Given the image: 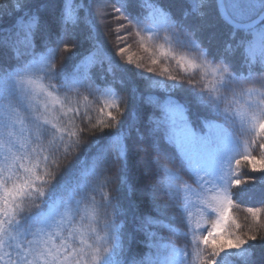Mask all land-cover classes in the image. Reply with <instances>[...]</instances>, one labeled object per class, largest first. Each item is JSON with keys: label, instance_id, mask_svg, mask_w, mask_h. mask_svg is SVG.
Instances as JSON below:
<instances>
[{"label": "trees", "instance_id": "trees-1", "mask_svg": "<svg viewBox=\"0 0 264 264\" xmlns=\"http://www.w3.org/2000/svg\"><path fill=\"white\" fill-rule=\"evenodd\" d=\"M197 3L4 0L0 4V141L8 139L4 122L18 110L19 120L30 131L21 132L19 122L13 130L29 138L31 148L43 147V154L50 157L51 173L41 210L25 198L17 211L18 221L0 248V264H17L15 244L34 239L30 233L53 205L61 221L55 229L56 243L63 237L78 249L83 237L88 244L108 246L100 264H150L147 258L161 244L177 248L181 257L192 252L195 236L188 225L189 201L198 181L163 110L168 96L164 91H171L183 106L198 150L211 155L217 133L226 138L240 132L231 114L233 95L239 90L233 79L252 86L250 73L264 76L260 71L264 66L250 62L246 49L224 55L230 29L222 25L218 6L209 3L200 9L205 13L200 17ZM148 5L167 16L151 43L141 33L148 21ZM33 17L40 23L32 47L18 56L16 48L4 41L15 38L19 25ZM184 33L194 38H183ZM236 39L247 44L249 34L238 31ZM195 62L202 68L189 67ZM226 66L231 77L223 72ZM29 67L34 70L25 74V80L41 82L51 92V110L40 106L34 110L17 84V76ZM205 68L219 70L220 77H211ZM37 115L41 117L39 145L33 124ZM262 142L264 136L256 139L250 156H261L258 145ZM55 149L59 151L52 156ZM6 151L7 145L0 143V166ZM242 157L239 165L234 164L235 176L248 183L230 190L231 216L240 225L232 230L244 239L250 234L258 238L238 249L243 257L233 253L220 264H264V172L253 171ZM158 161L167 162L164 166L173 172L171 181L165 179L167 173ZM24 163H39L41 172L45 166L38 158ZM17 175L23 179V169ZM67 203L69 212L64 215ZM248 208L258 210L256 219ZM197 250L199 257L205 254L202 244Z\"/></svg>", "mask_w": 264, "mask_h": 264}, {"label": "snow or ice", "instance_id": "snow-or-ice-1", "mask_svg": "<svg viewBox=\"0 0 264 264\" xmlns=\"http://www.w3.org/2000/svg\"><path fill=\"white\" fill-rule=\"evenodd\" d=\"M2 3H4V0H0V4ZM209 3H212L214 8L219 7L223 13L222 25L230 29L229 43L224 49V55L230 56L244 49L248 53L254 54L255 49L251 41L256 40L260 45L261 59L264 60V0H216V2H213V0H207V2L205 0H198L196 10L200 17L205 15L200 9H203ZM71 18V5H68V19L70 20ZM39 23V18L33 17L30 23L20 24L18 35L4 42L12 44L16 48L18 56L23 54L32 47L33 35L39 27ZM257 24L260 25L258 30L256 28ZM241 30L249 34V42L247 44L243 39L239 41L236 39L237 32ZM185 37L190 40L194 38L191 33H184L183 38ZM165 39H168V37L166 36ZM32 70L34 69L31 67L26 68L17 76V84L20 86L21 91L25 83H30V81L25 80V74ZM260 71L264 73V69ZM223 72L227 77H231L227 66L223 68ZM261 78L264 79V76ZM245 83L247 82L233 79V85L241 88ZM234 91L235 89L233 88ZM249 94H251V90ZM168 111L171 113L172 124L183 128L195 140L190 127L186 124H181V121L186 119L183 112L179 109L171 108ZM109 116L112 121L117 120V117L112 115L111 112H109ZM246 117L249 122L259 121L260 131L264 132V100L261 103L249 104ZM40 119L39 115L33 119L36 129L35 141L38 145L40 143ZM18 122L22 125L21 132L30 131V129L23 127L22 121L19 120V111L17 110L15 116H9L3 124V127L8 130V139L0 141V143L7 145V151L4 154V165L0 166V190L3 191V195H0V248L4 246L5 236H11V229L18 221L15 219L17 211L22 210V205L26 203L25 198H28L32 206L38 209V211L41 210V205L44 203L42 198L46 195L45 186L49 184V178L51 177V173L49 172L50 165L48 163L50 160L49 155L43 154V147L31 148L29 138H22L13 130ZM48 122L47 119L44 120L45 124ZM104 127L111 128L112 125L106 124ZM13 148H15V151H13ZM258 148L261 151L259 158L245 155L242 159L251 164L253 171L259 170L264 172V142L260 143ZM58 151L59 149L53 150L51 155L55 156ZM29 158H38L41 162H44L43 171L38 170L40 168L39 163L25 164L24 161ZM52 163L54 164L55 161L53 160ZM158 163L167 173L165 179L171 181L173 172L164 166V163L167 162L158 161ZM235 163L239 165L241 159H237ZM20 169H23V179H20L17 175ZM9 181H12L11 187L8 186ZM245 183H248V181L242 179L232 181L233 186L237 187ZM232 205L233 200L227 191L215 192L212 195L209 207L217 213V219L212 224V230L206 236H201L198 241H196L195 237L193 238L194 243H197V247L202 244L205 248V254L200 256V264H217L216 258L221 253L230 249H239L247 244L249 240H257L256 234H250L247 239H244L234 233L233 227L239 229L240 225L231 216L230 210ZM248 212L252 214L253 219L258 217V210L248 208ZM60 223L56 205H53L48 210L47 215L40 221V226L37 230L30 233L34 239L28 240L26 238V244L22 242L15 244L17 264H89L90 260L93 264H100L109 247H97L93 244H88L83 237L79 240L80 247L78 249L74 248L63 237H61V243L57 244L54 237L58 236L59 233L55 229L60 226ZM6 225L10 226V228L6 229Z\"/></svg>", "mask_w": 264, "mask_h": 264}, {"label": "rangeland", "instance_id": "rangeland-1", "mask_svg": "<svg viewBox=\"0 0 264 264\" xmlns=\"http://www.w3.org/2000/svg\"><path fill=\"white\" fill-rule=\"evenodd\" d=\"M148 9V21L147 24L141 29L142 36L145 38L146 43L154 41V36L161 30L167 20L166 14L157 7L152 5L147 6ZM260 25L257 27V30ZM151 37V39H149ZM252 46L255 49L254 54L247 52V58L250 62H258L264 66V60L261 59V51L259 42L252 40ZM190 68H202V65L189 64ZM205 72L210 74L211 77H220L219 70H209L205 68ZM253 81L252 86L239 87V90L234 93L233 101L234 105L231 109L233 119L237 120L239 127V135L237 137L229 136L226 138L221 136L219 133V139H213L211 141V155H206L198 150L197 145L183 128L174 126L172 124L171 113L168 109H179L183 112L184 117L186 114L183 106L170 95L171 91H164L167 93V97L163 103V110L166 113L168 122L174 126L173 132L175 134V140L178 148L182 151L185 156L192 172L196 175L198 181V188L191 191L189 204V227L192 231L193 237H196V241L201 236H206L209 231L212 230V224L217 219V213L209 207L212 195L215 192L227 191L230 195L231 188L235 187L232 181L236 179L234 164L235 161L241 156L251 155V150L255 146L256 139L264 136V132L260 131L259 121L249 122L246 117L248 112L249 104L261 103L264 100V79L262 76L249 74ZM30 83H25L23 89L30 98V104H33V109L51 110V92H49L41 82L36 80L28 79ZM162 89L166 90L161 86ZM251 90V94L249 91ZM181 124H186L190 127L194 134L193 128L188 124L186 119L181 121ZM217 125V124H215ZM220 132L221 128L217 126L215 128ZM195 136V134H194ZM207 140H210L207 137ZM118 142V138L114 140V145ZM231 197V195H230ZM69 208L63 210V214L68 215ZM195 247L192 248L191 253H183L182 257L179 250L171 245H156L153 252L147 260L150 264H200L199 251L197 250L196 243L193 242ZM226 252V253H225ZM221 253L217 257V264L221 263V259L224 256L229 257L233 253L237 256H241L242 252L238 249H230ZM243 257V255L241 256Z\"/></svg>", "mask_w": 264, "mask_h": 264}, {"label": "water", "instance_id": "water-1", "mask_svg": "<svg viewBox=\"0 0 264 264\" xmlns=\"http://www.w3.org/2000/svg\"><path fill=\"white\" fill-rule=\"evenodd\" d=\"M218 10H219V12H220L221 17L223 18V13H222L221 10L219 9V7H218ZM258 26H259V24L256 25V27H258Z\"/></svg>", "mask_w": 264, "mask_h": 264}]
</instances>
